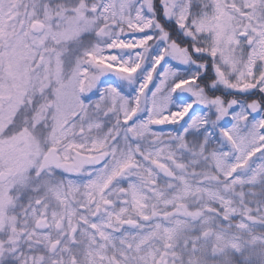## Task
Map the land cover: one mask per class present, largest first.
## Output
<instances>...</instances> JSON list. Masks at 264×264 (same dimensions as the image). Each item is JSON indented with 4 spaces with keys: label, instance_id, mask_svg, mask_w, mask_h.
I'll use <instances>...</instances> for the list:
<instances>
[{
    "label": "snow or ice",
    "instance_id": "obj_1",
    "mask_svg": "<svg viewBox=\"0 0 264 264\" xmlns=\"http://www.w3.org/2000/svg\"><path fill=\"white\" fill-rule=\"evenodd\" d=\"M0 264H264V0H0Z\"/></svg>",
    "mask_w": 264,
    "mask_h": 264
}]
</instances>
